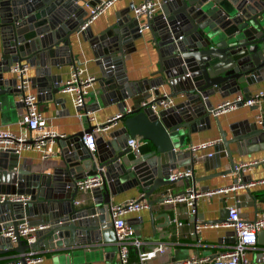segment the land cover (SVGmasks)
I'll use <instances>...</instances> for the list:
<instances>
[{"label": "water", "instance_id": "obj_1", "mask_svg": "<svg viewBox=\"0 0 264 264\" xmlns=\"http://www.w3.org/2000/svg\"><path fill=\"white\" fill-rule=\"evenodd\" d=\"M98 2L0 0V109L10 107L12 100L18 98L14 90L16 80L10 73L15 64L34 68L33 77L28 80L37 101L62 94L60 76L52 74L51 69L58 71L62 66L77 63L71 52L70 35L77 33L88 17L84 6L92 8ZM131 8L132 4L127 9ZM139 18L130 17L125 10L96 34L89 25L78 32L88 42L99 71L95 80L99 92L89 106L97 110V103L102 107L112 103L118 113L129 109L118 121L120 128L110 127L101 132L95 139L94 151L88 153L81 144L83 135L109 124L90 126L84 116L87 127L83 131L57 141L61 149L59 167L46 174L31 173L28 167L18 164V155L0 151V196L29 198L24 205L7 200L0 203V256L15 254L5 258V264H26L28 252L36 255L37 251H72L88 244L102 248L114 245L107 207L110 197L131 188L138 187L143 192L138 201H145L148 210L155 202L162 204L165 200V197L148 200L155 191L177 182L183 181L186 188L196 192L197 179L193 174L188 180L175 181H170L169 175L183 160H187L184 170L192 173L195 160L185 139L209 128L214 109L210 98L241 92L246 99L249 97L246 87L264 81V0H159L158 13ZM141 22L146 24L156 49L157 77L130 82L122 59L129 53L132 41L141 36L138 31ZM163 86L169 90L168 97L180 96L181 100L153 113L149 107L163 99L158 91ZM55 102L63 105L65 100L59 98ZM143 102L146 105L140 108ZM83 110L86 112L85 105ZM213 118L219 137L214 148L221 152L220 158L226 157L229 169L202 180L235 173L230 146L242 156L264 143V126L257 128L244 120L229 124L226 132L220 128L217 117ZM132 138L149 143L151 150L132 154L126 146V141ZM218 160V154L204 159L211 169L218 166ZM95 176L100 178L101 185L87 192L91 204L75 210L72 203L77 194L75 182ZM248 197L254 207L255 200L248 192L237 197L234 207ZM228 209L223 202L218 218L203 225L226 224ZM21 222L29 227L45 226L35 233L31 245L17 236L16 227ZM8 227H12L16 237L14 247L1 236ZM259 235L264 239V230ZM228 236L235 242L232 231ZM260 245L264 247V241Z\"/></svg>", "mask_w": 264, "mask_h": 264}, {"label": "crops", "instance_id": "obj_2", "mask_svg": "<svg viewBox=\"0 0 264 264\" xmlns=\"http://www.w3.org/2000/svg\"><path fill=\"white\" fill-rule=\"evenodd\" d=\"M87 1V0H86ZM105 1V0H97ZM143 0H112L106 5L103 10L90 22L89 27L93 34L103 30L112 22H114L116 16L120 12L127 11L130 17H134L129 5L135 6ZM159 3V0H157ZM88 12V7L84 6ZM158 13V8L154 14ZM145 15H141L139 19H143ZM143 23V22H141ZM71 52L74 59L78 61L85 74L94 78L88 94L84 99L85 111L88 117L92 120L88 121L90 126H99L104 124L107 119L118 113L115 104H109L104 107L98 104L97 110H92L91 106L94 103L95 98L99 92L98 84L95 81L99 77V71L91 55L90 47L86 40H83L78 33L70 35ZM129 53L123 56L122 67L124 69L127 81L138 82L144 80H151L157 77L154 75L157 70V55L154 44L152 43L150 32L145 28L141 32V36L132 41ZM0 54H1V40H0ZM51 73L60 76L61 85L66 81L70 73V67L62 66L58 71L54 68L51 69ZM34 74V68L27 67L26 77L32 78ZM8 77L12 78L9 74ZM248 95L251 96L260 91H264V81L254 83L246 87ZM158 91L160 95L168 94L169 90L163 86L159 87ZM30 92L36 95L35 90L30 87ZM235 95H242L238 92L234 95L220 98L218 95H214L210 98L212 106L215 107L224 100L233 98ZM63 98L65 103L56 104V100ZM173 103L176 104L181 100L180 96L172 97ZM128 107V106H127ZM37 109L41 115L46 119L47 124L51 130L57 134H63L66 137H71L87 127V120L84 117L77 118L75 110L73 109L70 99L65 94H57L51 98V100L40 99L37 101ZM22 113L21 107L17 103V99L12 100L10 107L0 109V130L8 131L10 133H20L18 121ZM259 115L263 122V125H259L256 121V116ZM217 120L220 128L223 131H228L229 124L248 121L254 123L257 128L264 126V102L259 103L256 109L249 107H238L232 111L223 113L217 116ZM215 119L210 117L209 128L196 132L190 135V139H185V145H198L208 141L218 140V132L215 125ZM121 127L120 123L114 127L118 129ZM104 134V133H103ZM100 135V133L98 134ZM95 139L97 138V136ZM217 146V145H215ZM214 146V147H215ZM262 146V149L260 148ZM211 147L198 153V159L194 162L192 167V174L197 182L194 184L195 190L207 189L213 191L216 189L227 188L236 183V176L234 174H226L223 176H217L208 180H202L204 177H208L214 173H222L228 171V162L226 157L220 158L221 152L217 153L216 148ZM257 149L249 154L245 153L242 156H238L233 146H230L231 158L236 166L240 164L250 165L252 162H258L256 165H250L246 168L240 177V182L243 184L254 183L250 187H242L235 191L228 192L227 194H212L204 196L195 202L194 214L191 215L190 209L182 204L172 207L166 203L159 204L155 202L151 205L150 210L144 208L135 213H126L123 218L131 226L134 231V237L142 243V249L147 250L152 246L161 243L168 244L170 246V253L164 256H157L150 260L147 264H166L168 261L171 263H179L190 259H208L207 262L200 264H210L216 256L227 253L231 250L234 242L228 236L231 229L226 227L201 228L196 238H192L187 235L191 230V226L184 225L180 229V233L184 236L180 239H176L173 235L174 221H180L184 224H193L196 220V224H203L209 221H214L218 218V213L223 206V202L227 206H235L237 197L248 192L253 200H255V206H251V201L248 198L242 203H239V207L236 208V215L246 221H250L255 217H258L264 210V184H258L264 181V143L257 145ZM60 147L56 142L51 147L52 156L46 160L40 159L39 153L35 151H22L18 155V164H23L30 169L31 173H51L52 169L59 167L60 162ZM151 150V145L145 141H140L139 153L143 154ZM216 155L218 154V166L211 169L210 163H205L204 159L206 154ZM187 164V160H183L180 163V167H177L175 171H183L184 165ZM206 164V166H205ZM235 181V182H234ZM186 189L183 181L177 182L173 185L167 186L160 190L155 191L148 200H159L160 197L165 195H173L176 193H182ZM159 193L161 195H159ZM143 192L138 188H131L114 197H110V204H120L130 199H140ZM79 202L78 205L73 206L75 210H82L91 204L89 193L83 194L77 193L73 202ZM145 202V201H144ZM219 240V242H217ZM263 236H256L255 246L246 251V258L253 264H259L264 259V247L260 245L263 243ZM15 244L13 245V247ZM36 255L42 258V261L38 264H116L117 251L116 246L112 245L107 248H102L98 244L80 246L72 251H53L43 252L37 251ZM15 256L14 253H8L0 256V264L6 260L7 257ZM170 263V264H171ZM128 264H136L134 257L128 258Z\"/></svg>", "mask_w": 264, "mask_h": 264}, {"label": "built area", "instance_id": "obj_3", "mask_svg": "<svg viewBox=\"0 0 264 264\" xmlns=\"http://www.w3.org/2000/svg\"><path fill=\"white\" fill-rule=\"evenodd\" d=\"M112 0L99 1L94 7L88 8L87 19L78 27L77 33L83 30L90 22L103 10V8L108 5ZM157 0H143L139 4L132 6V14L134 17L141 15L151 16L154 14L158 8ZM146 28V24H139V32H142ZM28 65L15 64L11 66L10 73L14 76L16 83L14 90L17 92L18 98L17 103L22 109L20 115L18 126L20 128V133L14 134L8 131L0 130V151H11L16 155H19L22 151H35L39 153L40 159L46 160L52 156L51 147L55 145L58 140L66 138L63 134H57L51 130L50 126L47 124L46 119L41 115L37 109V99L36 95L30 92V83L26 77ZM94 82V78L85 74L84 69L81 64L77 61L76 64L70 67V73L66 81L63 83L64 89L62 94L69 97L71 105L75 110L78 119L81 117H88L89 113L84 112V99L88 94L89 89ZM163 99H160L150 105V110L156 113L159 110H165L174 105L173 99L168 97L166 94L161 95ZM264 102V91L255 93L248 98L244 99L242 95H235L233 98L224 100L214 107L212 116L217 117L223 113L232 111L238 107H253L257 106L259 103ZM146 103H141L140 108L145 107ZM129 109H126L123 113H117L116 115L107 119L104 123L105 125L102 129H94L90 134L83 135L81 138V144L88 153H92L95 149V137L101 132L107 131L110 127H115L119 120L122 119L124 114H128ZM91 121L92 118L88 117ZM256 121L259 125H263L261 117L256 116ZM219 143L218 140L208 141L198 145H189L188 150L192 154V158L197 161L200 159L198 153L201 151L214 147ZM126 146L129 148L130 152L134 155L139 154L140 140L137 138H132L126 141ZM212 154H206V157H211ZM261 162H264L262 160ZM258 162H252L250 165H256ZM250 165L240 164L234 167V175L236 176V183L227 188L216 189L213 191L193 192L189 187L185 189L182 193H176L173 195H165V200L163 203L171 205L182 204L188 209H190L191 215L194 214L192 209V204L198 199L204 196H209L212 194H227L228 192L235 191L242 187L253 186L254 183L243 184L240 182V177L246 168ZM192 176L191 171H174L169 175L170 181L190 179ZM258 184H264L261 181ZM101 185V180L99 177H86L82 180L75 182V188L77 193H85L93 188H98ZM143 195H141L142 197ZM140 197V198H141ZM27 196L22 195H8L0 196V203L7 200L12 203H20L24 205L28 201ZM79 202H73V205H78ZM146 203L144 201H138V199H130L120 204H110L107 207L108 221L114 233V245L116 246L117 258L116 264H128V258L130 251L135 254L136 264H147L150 260L156 258L157 256H164L170 253V246L168 244L158 243L147 250L142 249V243L134 237V231L131 226L124 220L123 216L126 213H135L144 208H146ZM229 214L226 224H184L180 221H174L173 235L176 239L184 237L180 233V229L184 225L191 226V230L187 233L188 236L196 238L201 228L211 227L218 228L220 226L231 229L234 234V244L230 251L227 253L220 254L211 260L210 264H253L246 258V251L255 246L257 233L264 230V212H262L258 217L250 221H246L236 215V208L234 206L229 207ZM44 227H29L25 222H21L17 225V236L26 245H31L35 241V233L41 231ZM1 236L7 238L9 242L14 245L16 237L13 234L12 227L6 228ZM26 264H38L42 261L41 257L33 255V252H28L24 258ZM208 259H190L187 261L171 264H200L207 262ZM10 264H19L18 262H13ZM264 264V259L259 263Z\"/></svg>", "mask_w": 264, "mask_h": 264}, {"label": "trees", "instance_id": "obj_4", "mask_svg": "<svg viewBox=\"0 0 264 264\" xmlns=\"http://www.w3.org/2000/svg\"><path fill=\"white\" fill-rule=\"evenodd\" d=\"M38 257H39V256H38ZM129 257H130V258H131V257H132V258L134 257V260L136 259V258H135V254H134L133 252H131V251H130V253H129ZM6 262H7V261L4 260V261L1 262V264H5Z\"/></svg>", "mask_w": 264, "mask_h": 264}]
</instances>
